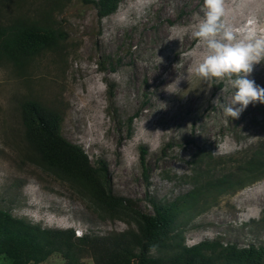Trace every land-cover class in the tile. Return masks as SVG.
<instances>
[{
    "label": "rangeland",
    "instance_id": "obj_1",
    "mask_svg": "<svg viewBox=\"0 0 264 264\" xmlns=\"http://www.w3.org/2000/svg\"><path fill=\"white\" fill-rule=\"evenodd\" d=\"M224 1L225 17L238 8L256 14L235 27L264 34V0ZM202 6L203 0H122L99 19L84 0H0L1 26L39 22L52 10L51 25L59 33L55 52L21 70L0 61V210L83 235L135 229L127 221L102 219L69 182L26 158L19 107L24 100L58 107L60 135L80 147L91 166L102 162L113 195L147 215L154 214L152 202L182 208L179 201L200 184L235 174L258 151L264 156V104H250L232 119L222 107L233 91L226 80L191 72L200 58L187 55L198 43L191 26L194 14L204 15ZM250 78L264 87V63L254 66ZM174 81H180L179 90ZM173 225L172 237L185 247L264 246V178L228 192L204 187ZM0 264H8L3 256ZM41 264L65 262L54 254ZM81 264L93 262L85 258Z\"/></svg>",
    "mask_w": 264,
    "mask_h": 264
},
{
    "label": "trees",
    "instance_id": "obj_2",
    "mask_svg": "<svg viewBox=\"0 0 264 264\" xmlns=\"http://www.w3.org/2000/svg\"><path fill=\"white\" fill-rule=\"evenodd\" d=\"M121 1L84 0L96 8L99 19L113 14ZM51 15L52 10L39 22L0 25V61L10 62L21 70L43 53L55 52L59 47V33L51 25ZM19 107L26 158L69 182L74 190L88 198L102 219L127 221L135 229L76 237L73 229L42 228L0 210V256L8 264H41L54 254L65 264H81L85 258H90L93 264H264V246L238 249L210 242L185 247L172 237L177 212L183 207L191 210L204 187L228 192L264 178L261 151L235 174L200 184L179 201L182 208L152 202L154 214L147 215L130 201L113 195L108 171L102 162L91 166L81 148L60 135L62 113L58 107L33 99L24 100ZM203 156L198 155L200 162ZM153 244L158 248L155 255H150L148 249Z\"/></svg>",
    "mask_w": 264,
    "mask_h": 264
},
{
    "label": "clouds",
    "instance_id": "obj_3",
    "mask_svg": "<svg viewBox=\"0 0 264 264\" xmlns=\"http://www.w3.org/2000/svg\"><path fill=\"white\" fill-rule=\"evenodd\" d=\"M202 10L204 15L194 14L196 23L191 26V35L198 43L187 55L200 57L191 72L203 80H226L233 91L231 103L222 105L223 111L238 119L250 104H264V87L250 78L254 66L264 63V34L255 27L226 23L224 0H203ZM254 23L249 21L250 25ZM179 82H173L177 90ZM218 102L219 97L213 101ZM157 248L151 245L149 254L154 255Z\"/></svg>",
    "mask_w": 264,
    "mask_h": 264
},
{
    "label": "bare ground",
    "instance_id": "obj_4",
    "mask_svg": "<svg viewBox=\"0 0 264 264\" xmlns=\"http://www.w3.org/2000/svg\"><path fill=\"white\" fill-rule=\"evenodd\" d=\"M224 3H226V2L224 1ZM252 5H253L252 2L245 4V6L248 7L249 9H251ZM240 7H242V6H240ZM244 10L242 8L236 9L230 16L225 17V21L228 24L235 26L236 23L242 22L245 19V16H250V17H254V18L256 17V14L253 11L249 10L251 12H247L248 10L247 11H244Z\"/></svg>",
    "mask_w": 264,
    "mask_h": 264
},
{
    "label": "built area",
    "instance_id": "obj_5",
    "mask_svg": "<svg viewBox=\"0 0 264 264\" xmlns=\"http://www.w3.org/2000/svg\"><path fill=\"white\" fill-rule=\"evenodd\" d=\"M81 235H83V234H82V232L80 230H76L75 231V236L76 237H80Z\"/></svg>",
    "mask_w": 264,
    "mask_h": 264
}]
</instances>
